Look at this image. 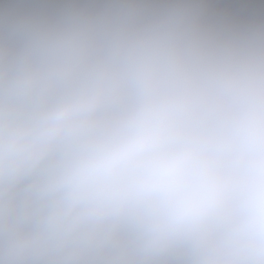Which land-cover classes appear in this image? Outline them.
I'll use <instances>...</instances> for the list:
<instances>
[{
	"label": "clouds",
	"instance_id": "1",
	"mask_svg": "<svg viewBox=\"0 0 264 264\" xmlns=\"http://www.w3.org/2000/svg\"><path fill=\"white\" fill-rule=\"evenodd\" d=\"M0 264H264V0H0Z\"/></svg>",
	"mask_w": 264,
	"mask_h": 264
}]
</instances>
